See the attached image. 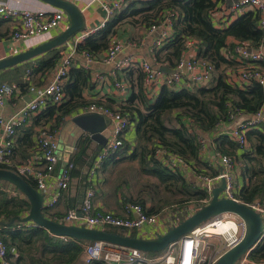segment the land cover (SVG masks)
I'll return each instance as SVG.
<instances>
[{"label":"trees","instance_id":"obj_1","mask_svg":"<svg viewBox=\"0 0 264 264\" xmlns=\"http://www.w3.org/2000/svg\"><path fill=\"white\" fill-rule=\"evenodd\" d=\"M221 1L133 0L126 8L113 15L103 28L89 34L78 47L79 50L98 55L108 48L113 38L123 34L125 26L148 28L159 22L168 11H174L173 36L154 51V64L173 70L182 58L187 43L192 41L196 46V56L210 61L215 67V75L209 85L193 90L171 89L163 85L154 98L148 97L144 91L143 74L138 67L134 70L122 69L127 70L126 76L131 83L132 93L120 109L128 115L129 123L134 124L135 143L131 148L124 140L123 146L108 157L102 169L108 163H113L115 167L122 162H136L138 177L143 174L147 178L139 191H143L151 201L150 207H145L146 199L141 198H128L123 204L139 203L148 214H159L170 205L182 206L194 202L196 208H199L205 204L200 201L207 196L205 189L189 181L181 173L169 169L163 161L156 158L154 147L164 148L181 157L196 172L204 171L199 158V133H209L218 122L228 120V115L235 110L247 114L256 113L264 102V89L261 85L251 83L242 89L232 86L225 78L226 68L233 64L224 55L225 48L231 50L234 47V43H229L228 39L246 42L253 49L262 45L264 29L258 26L260 15L258 12L247 11L227 26L218 27L210 12ZM57 60L55 51L52 56L40 59L32 65V77H37L42 82L46 74L54 69ZM90 81L88 69L71 66L63 85L65 101L60 105H48L38 113L32 125L25 128L26 137L35 133V126L59 129L69 116L78 114L84 106L94 102L85 100L82 95ZM246 135L250 145L245 151H240L236 143L224 135L214 137V148L219 153L231 156H237L236 152L240 151V175L244 182L236 197L243 203L257 202L264 208V134L259 128H255ZM89 144V138L79 140L78 151L69 160L74 164L71 174L88 160L90 166L95 159L97 153L93 157H87ZM0 167L14 170L13 167ZM204 168L206 169L205 166ZM205 173L208 172L205 170ZM24 179L36 188L32 178ZM28 209L29 201L24 194L15 186L0 181V234L9 247L11 264H81L82 245L85 241L56 236L47 229L27 226L19 220L9 222L14 216H25ZM44 214L54 218L46 208ZM105 229L136 235L135 230L129 232L120 227L110 226ZM247 258L256 263L264 262V236L250 250ZM88 264L102 262L92 261Z\"/></svg>","mask_w":264,"mask_h":264},{"label":"built area","instance_id":"obj_2","mask_svg":"<svg viewBox=\"0 0 264 264\" xmlns=\"http://www.w3.org/2000/svg\"><path fill=\"white\" fill-rule=\"evenodd\" d=\"M127 1L100 2L107 15V19L102 21L98 26L83 28L57 47L58 60L47 82L36 84L32 81V66L25 70L24 83H26V92H22L21 86L16 83H0V106L8 98L13 97V95H17L23 100V103L9 116L0 114V166L13 167V171L21 177L32 178L36 183V189L44 195V209H53L61 193L68 189L74 164L71 161L60 162V157L57 153L59 129L51 130L47 127H39L36 129L34 137L36 148L40 152V161L34 159L27 161V163L14 165L15 134L19 128L28 124L34 115L40 113L48 105H60L65 101L66 95L63 85L68 78L69 69L74 65L76 58H81L80 66L86 70L92 62L97 60V57L90 52L79 50V45L84 42L89 34L103 28L113 15L123 9ZM245 8L249 9L248 11L259 13L260 20L258 26L264 29V0H234L226 10L230 15H234ZM216 10L217 8L215 7L210 12L214 24L218 27L227 26L230 22L229 18L218 22ZM174 16V11H168L159 22L153 23L147 28L148 31L158 32V36L152 41L151 49L153 53L173 36L172 19ZM0 17L18 20V26L13 29L11 38L24 44L25 49L51 39L54 31L60 32L65 28V23L68 19L67 14L60 8L51 6L49 8L40 7L32 10L7 2H0ZM191 44L192 41H189L187 47ZM131 45L132 43L129 39L113 38L108 48L104 51L102 61L106 64L115 63L117 54L125 47ZM226 58L230 62L235 63L225 70L227 82L230 81L234 84L236 82L242 89L248 87L251 83H257L264 89V50L261 45L252 49L245 42L240 43L236 41L231 55ZM131 63H134L142 72L143 88L150 98H154L163 85L171 89H191L207 86L215 75L214 65L210 61L198 58L197 56H182L172 73L163 72L159 70L158 64L153 65L146 60L134 62L130 58H126L121 62L112 64L113 68L108 72L114 78L116 88L120 90L125 88L123 78H119L117 73L123 68L124 64L128 65ZM96 77L99 82H102L104 79V76L100 74ZM25 95L28 97L27 101L24 100ZM80 112L97 113L108 117L110 120L107 126L109 136L86 171L88 178L85 180L84 196L79 209H68L61 215H55L52 219L67 225H85L91 228L120 227L125 228L129 232L135 230L136 235H142V237H144L143 235L154 237L156 234L163 233L167 228L177 224L179 221L176 222V217L177 215H181L179 214L180 212L188 214L198 209L194 202H190L188 205L192 204L191 206L187 204L186 206L182 205L180 208L177 207L180 210L175 212L164 210L159 214H148L139 203L126 202L123 204L124 212L122 215L107 210H96L94 196L99 171L108 157L123 146L125 134L130 127V123L128 115L120 108H109L101 102H91L83 107ZM242 115L241 111L235 110L231 112L228 115V120L218 122L209 133L214 137L220 135L227 136L236 143L240 151L247 150L250 144L246 133L249 130L259 128L264 134V102L256 113L249 114L241 120L239 117ZM198 143L200 153L206 146L202 132L198 135ZM154 155L163 161L169 169L177 171L185 177L192 170L195 183L202 189H205L207 194L204 199L200 200L201 202L207 203L209 201L212 189L220 179H224L225 182L221 195L240 201L236 197V193L240 187L235 178V173L238 172L241 165L239 156H231L216 151L214 156L217 157L222 167L215 174L211 175L205 173V170L196 172L190 163L175 154L167 152L164 148L155 146ZM58 163H60V167L55 180L56 189L53 193L50 192L48 195H45L49 188L48 180L53 176L55 166ZM247 205L257 211L264 221L263 207L257 202ZM206 222L207 226H213L216 222H230L235 225V229L225 233H213L207 231L206 228L203 230L204 235L201 236V233H196L198 228H195L182 240L170 243L158 254H149L135 248L103 241L85 242L82 245V261L86 264L92 261H101L102 264H213L226 249L241 239L244 223L237 215L229 212L221 213ZM26 225L34 226L31 222H27ZM212 235L223 236V248L218 250L213 257L207 258L203 255V252L209 244L207 238ZM185 238H190L191 242L190 254L187 258L184 257L183 253V241ZM177 244H179L178 249ZM8 253L9 247L0 234V264H11ZM248 261L247 255H244L236 264H247Z\"/></svg>","mask_w":264,"mask_h":264},{"label":"crops","instance_id":"obj_3","mask_svg":"<svg viewBox=\"0 0 264 264\" xmlns=\"http://www.w3.org/2000/svg\"><path fill=\"white\" fill-rule=\"evenodd\" d=\"M72 3H74L80 10L84 18V28L86 27H95L101 24L102 21H105L107 19V15L102 8L100 2H107L110 3L114 0H68ZM133 0H128L124 4V8H126ZM0 2H7L12 5H16L22 8H28V9H37L40 7L49 8L48 4L39 1V0H0ZM234 0H223L219 5L216 7V17L218 19V22H222L229 18V21H233L235 18L240 16L241 14L247 12L249 9L245 8L242 11H238L234 15H230V13L226 10ZM122 9V10H123ZM264 17V12H263ZM215 21V19H214ZM229 22V23H230ZM18 26V20L16 19H5L0 17V59L9 57L11 55H14L16 53H19L21 51L26 50L24 44L17 42L11 38V34L13 29H15ZM68 26V19L65 23V28ZM64 28V29H65ZM125 31L123 34L118 36L117 39H129L132 43L131 46L125 47L122 51H120L116 58V62H121L123 59L130 58L134 62H139L141 60H146L148 62H151L154 64L153 59V52H152V41L158 36L157 31H148L147 28H142L140 26H128L124 27ZM63 29V30H64ZM61 32V31H60ZM59 31L53 32V37L60 33ZM52 37V38H53ZM70 39V38H69ZM45 42V41H44ZM228 42L235 43L236 41L229 38ZM40 44V43H39ZM245 44H249L245 42ZM264 50V40L261 45ZM232 49L229 50L225 48L224 55L230 56L232 53ZM253 49V48H252ZM57 48L54 49L56 52ZM54 51L51 50L49 52H46L38 57H35L33 59H29L26 61H23L19 64H16L11 67H7L0 70V83L5 82L8 84L16 83L21 86V91L26 92V83H24L25 80V70L35 63H37L40 59L47 58L49 56H52L54 54ZM104 51L101 52L98 55H95L97 57V60L95 62H92L89 65L88 71L90 73V84L88 87L83 89L82 95L85 100L87 101H100L104 105L110 107V108H120V106L126 101V99L131 95L132 93V87L129 79L126 76V72L128 69L134 70L136 68V65L134 63L131 64H124L122 69L125 70H119L118 71V77H122L124 80L125 88L123 90H120L115 87L114 85V78L108 74V72L113 68L112 63H104L103 56ZM183 56H196V46L195 43L192 42L191 45H189L185 51L183 52ZM74 66L79 67L81 58H76V61H74ZM235 64L234 62H231ZM157 65V64H156ZM82 67V66H80ZM84 69V68H83ZM51 72H48L45 76V80L42 82L37 77H32V81L36 84H41L43 82H47L50 78ZM103 75L104 79L102 82H99L97 80V75ZM134 81V79H133ZM40 82V83H39ZM229 84L232 86L239 87L238 83L235 82L231 83L228 81ZM23 86V87H22ZM198 87L191 88L190 90L196 89ZM240 88V87H239ZM24 100L27 101L28 97L25 95ZM23 103V100L19 98L17 95H13V97H10L7 99V101L0 106V114L3 116H9L12 114L18 106H20ZM85 107V106H84ZM84 113V112H79ZM76 115V114H74ZM249 114L243 113L239 119L242 120V118L247 117ZM34 115L30 122L23 126L21 129L17 130L15 137H14V153H13V164H23L27 163V161H32L34 159H39L40 152L37 150L35 145V137L34 134L30 137H26V133L24 132L25 128H29L34 120ZM72 116H69L66 120L70 119ZM65 120V121H66ZM62 126V125H61ZM59 127V131L60 128ZM38 126L34 127V132H36V129ZM202 136L205 138V148L199 153V158L201 162L203 163V170H206L209 174L213 175L217 170H220L222 165L219 163V160L217 159L215 155L214 146V136H212L210 133H203ZM84 138H89L88 135H84ZM90 140L89 147L86 150L87 157L94 156L95 153H98L97 151L100 150L101 145L96 143L95 141ZM125 141H127L132 148L135 143V128L134 124H130L129 129L127 130L125 134ZM79 141L74 148L73 152L70 154L69 159H71L75 153L78 151ZM218 152V151H217ZM240 151L238 150L236 152L237 156ZM236 156V155H235ZM89 161V160H88ZM88 161L86 164H83L79 166L78 169L74 170L72 173V178L69 183V187L67 190L63 191L53 209H47L50 214L55 215H61L64 212H66L68 209H79V206L82 202L83 196H84V190H85V178H88L86 171L90 167L88 164ZM60 162L63 161L60 159ZM90 162V161H89ZM113 163H108L105 168L101 169L98 174V182L96 184V193L94 196V204L96 210H107L112 211L116 214L122 215L123 214V202H125V199L128 198H141L146 199L145 207H150L151 201L147 198V195L143 191H137L136 193H133L132 191H129L128 187L125 185H111V175H113L114 171H112ZM209 165V166H208ZM206 167V169L204 168ZM59 167L60 163H58L55 166V170L53 173V176L48 180V191L45 193V195H48L50 192L53 193V191L56 189L55 186V180L56 175L59 173ZM111 168V169H110ZM194 174L191 171H189L188 175L185 177L189 181H193L195 183ZM236 182L241 187L244 182V178L240 175V169L238 172L235 173ZM181 206V205H179ZM177 208V207H176ZM166 210V208H164ZM163 210V211H164ZM168 211V210H166ZM170 211V210H169ZM27 223V222H26ZM222 222L218 223L217 227H209L210 230H217L222 232L220 229L222 228ZM105 229V228H104ZM142 236V235H141ZM144 237H153L151 235H143ZM81 264H85L84 262H80ZM247 264H264V262L256 263L253 261H248Z\"/></svg>","mask_w":264,"mask_h":264},{"label":"water","instance_id":"obj_4","mask_svg":"<svg viewBox=\"0 0 264 264\" xmlns=\"http://www.w3.org/2000/svg\"><path fill=\"white\" fill-rule=\"evenodd\" d=\"M39 1L64 10L68 17V26L45 42L0 59V70L54 50L76 32L84 28L83 15L74 3L68 0ZM159 70L166 73L173 72V70L165 66H159ZM109 122L110 120L106 116L86 112L78 113L66 120L60 128L58 137L57 153L60 159L63 162L69 161L70 154L84 135H88L91 140L103 146L109 136V130L107 128ZM0 181L15 186L29 201V209L25 216H14L10 219V223L14 222V220H19L22 223L31 222L34 226L47 229L56 236L70 237L85 242L103 241L110 244L135 248L146 253H156L163 251L170 243L182 240L195 227L211 218L224 212L233 213L243 220V235L236 244L226 249L213 264H236L264 236V221L257 211L241 201H236L221 195L225 187L224 179H220L213 187L211 197L207 203L200 206L177 224L167 228L163 233H158L154 237L148 238L139 235L122 234L104 228H91L85 225H67L55 221L44 214L43 193L27 183L15 171L0 167Z\"/></svg>","mask_w":264,"mask_h":264},{"label":"rangeland","instance_id":"obj_5","mask_svg":"<svg viewBox=\"0 0 264 264\" xmlns=\"http://www.w3.org/2000/svg\"><path fill=\"white\" fill-rule=\"evenodd\" d=\"M111 168H112V171H114L113 175L110 176L111 177L110 182L112 183L111 185H114V184L119 185V186L125 185L129 188L128 190L132 191L133 193H136L135 192L136 190L139 191L141 188H143L142 183H144L147 180V178L143 174L140 175V177H138L137 172H138L139 168H137L136 162H133V163L122 162V163L116 164L115 167H111ZM150 179H152V178H150ZM191 205L192 204H190L188 206H191ZM183 206H186V205H183ZM176 207L180 208L182 206L170 205V206H166L165 208H166V210H168V211L171 210L172 212L180 210V209H177ZM192 212L193 211L189 212L188 214H185L184 212H180L179 214H181V215H177L176 222L182 220L183 218H185L186 216H188ZM182 216H183V218L181 219ZM206 224H207V222H204V223L198 225L197 227H195V228H198L196 233H201L200 234L201 236L204 235L203 230L207 228ZM222 225H223L222 226L223 229H220L222 232L226 231L229 228H235V225L233 223H230V222H222ZM207 239L209 241V244L207 245V247H205L203 255H205L207 258H211L216 254V252L218 250L223 248V240L224 239H223L222 235H212L211 237H208ZM178 247H179V244H177V249H178Z\"/></svg>","mask_w":264,"mask_h":264},{"label":"bare ground","instance_id":"obj_6","mask_svg":"<svg viewBox=\"0 0 264 264\" xmlns=\"http://www.w3.org/2000/svg\"><path fill=\"white\" fill-rule=\"evenodd\" d=\"M218 223H220V222H216L213 226L212 225L206 226L207 227V231L213 232V233H225L227 231H232V230L235 229V228H229V229H227L226 231H223V232H220V231H217V230H210L209 229V227H214V226L217 227L218 226ZM190 249H191L190 238H185V240L183 241V253H184V257L185 258H187L189 256Z\"/></svg>","mask_w":264,"mask_h":264}]
</instances>
